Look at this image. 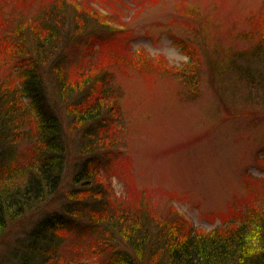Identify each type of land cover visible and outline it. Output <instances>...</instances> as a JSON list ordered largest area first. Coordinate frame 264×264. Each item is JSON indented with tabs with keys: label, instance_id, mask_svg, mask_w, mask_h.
Listing matches in <instances>:
<instances>
[{
	"label": "rangeland",
	"instance_id": "374dc122",
	"mask_svg": "<svg viewBox=\"0 0 264 264\" xmlns=\"http://www.w3.org/2000/svg\"><path fill=\"white\" fill-rule=\"evenodd\" d=\"M75 3L108 13L119 34L87 13L83 16ZM49 4L71 20L61 31L57 55L79 66L77 45L93 35L100 43L85 63H97L102 56L109 59L107 70L117 88L119 122L113 157H107L101 177L107 176L118 203L132 206L137 199L161 218L181 215L192 227L207 231L222 224L221 214L229 203L236 202L239 210L246 204L242 198L264 192V98L250 96L244 83L222 65L234 51L257 41L264 30V0H0V23L6 22V16L15 21L32 17ZM187 50L200 57L194 98L187 96L190 77L178 72L189 66ZM142 52L152 59L129 60L128 54L143 56ZM16 68L14 63L6 67L0 82L11 78L19 84ZM51 86L49 79L50 94L54 93ZM48 100L55 111L59 109L58 99ZM79 141L76 136L69 145L56 192L27 210L0 238V264L18 263L15 255L25 253L22 243L51 213L60 215L70 229L63 235L64 255L75 244L82 264L106 259L109 252L95 254L105 243L88 246L91 236L82 238L84 221L74 219L76 226H71L69 219L74 217L63 208L80 164ZM25 144L13 145L15 155ZM114 240L113 244L121 245Z\"/></svg>",
	"mask_w": 264,
	"mask_h": 264
},
{
	"label": "trees",
	"instance_id": "16d2710c",
	"mask_svg": "<svg viewBox=\"0 0 264 264\" xmlns=\"http://www.w3.org/2000/svg\"><path fill=\"white\" fill-rule=\"evenodd\" d=\"M75 4L81 6L83 16L87 13L119 34L108 13ZM6 18L8 21L0 23V73L14 63L19 84L11 78L0 82V238L27 210L56 192L69 145L77 136L80 164L63 208L69 217H74L69 219L71 226H76L74 219L84 221L82 238L91 236L88 246L105 243L98 246L100 250L95 254H109L98 264H264V192L242 198L246 204L239 210L236 202L229 203L221 214L222 224L207 231L192 227L181 215L161 218L140 206L137 199L132 206L118 203L107 176L101 177L117 141V88L107 70L108 57L102 56L92 65L85 63L100 39L91 35L83 44L78 43L80 64L74 67L70 59L57 55L61 31L71 22L60 8L49 4L32 17L16 21ZM128 43L125 41V46L133 52ZM186 53L189 66L178 72L190 77L186 79L187 96L194 98L200 57L196 51ZM142 55L130 53L128 58L133 63L152 59L143 52ZM222 65L244 83L250 96L263 99L264 30L254 44L234 51ZM215 68L221 71L217 61ZM50 97L60 101L57 112L49 103ZM19 141L26 144L15 155L13 145ZM67 225L55 213L41 219L22 243L25 253L15 255L16 264H82L77 245H69L68 255L62 252ZM114 239L121 245L113 244Z\"/></svg>",
	"mask_w": 264,
	"mask_h": 264
}]
</instances>
